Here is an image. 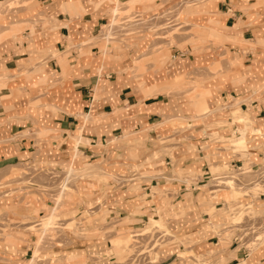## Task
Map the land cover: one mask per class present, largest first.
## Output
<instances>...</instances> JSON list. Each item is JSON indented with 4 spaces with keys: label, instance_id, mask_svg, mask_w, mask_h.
Listing matches in <instances>:
<instances>
[{
    "label": "crops",
    "instance_id": "obj_1",
    "mask_svg": "<svg viewBox=\"0 0 264 264\" xmlns=\"http://www.w3.org/2000/svg\"><path fill=\"white\" fill-rule=\"evenodd\" d=\"M181 7V0H0V173L52 167L107 179L83 181L95 186L103 211L134 220L130 228L146 219L164 223L155 233L165 241L147 247L141 264H202L196 258L206 254L212 263L264 264V239L250 251L233 241L221 247L211 226L226 197L199 192L219 163L237 165L240 153L264 160V0L201 1L186 18L207 48H153L154 15ZM122 39L127 47L105 42ZM242 133L243 145H234ZM138 164L157 174L123 186L109 182V173L98 176L101 166L116 173ZM172 170L194 173L189 188ZM149 188L172 194L170 206L160 200L154 211L156 196L141 197ZM236 193L230 189V200ZM19 199L0 195V264H30L35 255L27 229L6 223L29 210ZM255 203L264 209V193ZM99 232L38 252L32 264H67L68 256L88 264L109 242L113 249L131 236L118 230L107 240Z\"/></svg>",
    "mask_w": 264,
    "mask_h": 264
},
{
    "label": "rangeland",
    "instance_id": "obj_2",
    "mask_svg": "<svg viewBox=\"0 0 264 264\" xmlns=\"http://www.w3.org/2000/svg\"><path fill=\"white\" fill-rule=\"evenodd\" d=\"M201 1L204 0H181L182 7L177 12H167V14L162 13L160 15L155 14V18L153 22L150 23V27L153 31V36L157 38H155L152 47L161 48L170 45L181 47L183 44H190L192 47H198L200 49L201 47L207 48L206 39L199 37L197 28L191 25L186 18L187 13L191 14L194 11L192 7ZM129 10H131V8H129ZM138 18L140 19L139 16ZM103 30L105 29L101 31ZM124 31H128V29L126 28ZM99 33V36L95 35L91 40H100L101 38L99 37H101V32ZM106 33V36H108L109 32ZM179 39L180 44L177 42ZM105 42H107L109 46L114 45L116 49L127 47V41L125 39L119 42L112 40H106ZM4 85L3 82L0 83V88H3ZM239 134H241L240 131ZM244 139V137H241V139H234L232 143L236 146L243 145ZM238 157L241 158L242 161L237 163L239 164V169H237L235 165H229V163L224 165H222V163H216L221 166L215 169V171L212 169L211 177V169L209 166L210 175L204 179L203 182L199 183V192L211 190V194L216 193L217 195H224V198L226 197L222 208L214 211L213 217L216 218L217 222H215V225L211 226L213 231H215L214 234L218 237V243L221 244V247H225L226 243L232 241L233 238L236 237V242L239 241L238 247L242 246L250 251L260 245L264 239V209L262 206L255 203L257 195L259 193H264V187L256 183V168L264 164V161L262 164L252 166L248 154L240 153ZM108 166L109 165L103 168H101V166L98 176L109 173L111 175L108 176L110 179L109 182H112L116 186H123L128 182H132V179L127 181L130 178L137 179L144 176L142 179H146L147 177L149 178L157 174V172H141L139 164L117 168L115 170L116 173L107 170ZM110 167L113 166L110 165L109 168ZM114 167L113 169H115ZM66 172L67 170L63 168L53 169L51 167L32 170L27 168L18 169L12 166L0 173V179H2L0 180V195L21 196L18 205H22L27 210L29 209L27 212H21L24 213L25 216L4 217L6 218V223L27 229V231L24 230L23 233L29 234L26 235V238L27 247L32 248L31 256L34 254L37 255L38 252L41 253V251L67 245L68 238L73 241H79L77 237L101 235L99 231L104 229L107 233L102 237L108 240L110 236H113L119 230L131 236L125 243L113 249L110 247L109 242V246L105 247L107 252L103 253L101 256H94L88 264H141L145 263V260H141L140 257L145 254L147 247L152 245L153 249H156L165 241L166 236L157 238V234H159V236L161 234L160 231H157L159 232L157 234L155 233L157 229L163 230L164 223L162 221L160 222L161 224H158L156 221H151L150 223L152 224L149 225L147 224L148 219H146L140 221V224L133 225L134 227L130 228L131 226H125V224L132 223L134 220L125 217L117 219L115 214L110 210H102L103 202L100 198L95 199L97 196H92L95 186L89 183H83V181H85L84 179H93V181L97 182H106L108 181L107 179L102 180L95 176H86L81 174L78 170L74 172L72 169L68 172L70 176L67 177ZM170 172L173 175L171 178L185 180L187 188H189V183L193 182L194 173L181 170H172ZM5 175L7 177H5ZM15 176L18 177L16 178ZM4 179L8 180L5 181ZM10 181V186L3 188V186ZM201 184L205 185L202 186ZM210 185H212V187ZM233 188L237 193L235 198L230 200V189ZM83 195L89 196L90 198L92 196V199L84 201L81 199ZM152 195H155L159 202L156 204L154 211L158 210L160 200H163V205L166 204V207H169L171 201H173L172 194L170 195L166 189L149 188L148 194L145 193V190H141L142 198L151 197ZM255 204H257V206H255ZM160 210L163 211L162 208H160L159 211ZM95 217L99 218L97 219L98 222L88 221V218ZM87 224H90V226H86ZM97 224L101 226L95 227ZM65 225L72 229L71 234H68L66 231L67 228H64ZM154 226H156V228H152ZM91 227L93 228L90 231L81 234L78 233V231H84ZM28 228L31 229L32 232H29ZM223 230L228 231L223 233ZM71 235L75 236L77 240L74 239V237L71 238ZM152 251L153 250H149L146 253L149 259L151 255H153L151 254ZM35 255L33 259L41 257L40 254L37 256ZM208 257L209 256L206 254L204 258L197 257L196 259L200 260L202 264H220L218 262L212 263L207 260L205 261V258ZM33 259L32 261L30 260V264H32ZM79 259L81 258L77 256H68L66 263L71 264L75 261L74 264H78L81 262ZM35 264H47V262L39 259ZM176 264L182 263L177 262Z\"/></svg>",
    "mask_w": 264,
    "mask_h": 264
},
{
    "label": "built area",
    "instance_id": "obj_3",
    "mask_svg": "<svg viewBox=\"0 0 264 264\" xmlns=\"http://www.w3.org/2000/svg\"><path fill=\"white\" fill-rule=\"evenodd\" d=\"M264 160L260 161L259 163H252V166H255V165H259V164H262ZM237 169H239V164L235 165ZM256 174H257V178H256V183H258L259 185L263 186L264 187V164H262L260 167L256 168ZM217 186V185H216ZM212 187V186H211ZM29 229V228H28ZM29 232H32L31 229L28 230ZM237 240L236 237L233 238V242L235 243ZM238 242H236L235 244L236 245H239ZM242 247V246H241Z\"/></svg>",
    "mask_w": 264,
    "mask_h": 264
},
{
    "label": "bare ground",
    "instance_id": "obj_4",
    "mask_svg": "<svg viewBox=\"0 0 264 264\" xmlns=\"http://www.w3.org/2000/svg\"><path fill=\"white\" fill-rule=\"evenodd\" d=\"M242 137H243V133H242ZM68 172H69V171L66 172V173H67V177L70 176V174H68ZM260 186H261V185H260ZM261 187H263V186H261ZM263 189H264V188H263ZM50 223H51V219H50ZM31 261H32V260H31Z\"/></svg>",
    "mask_w": 264,
    "mask_h": 264
}]
</instances>
